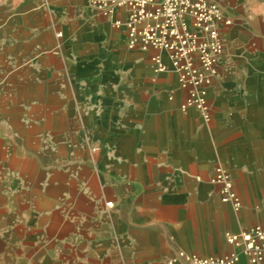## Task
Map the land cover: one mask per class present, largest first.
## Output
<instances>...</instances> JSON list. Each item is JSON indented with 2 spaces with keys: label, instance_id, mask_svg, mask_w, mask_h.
<instances>
[{
  "label": "crops",
  "instance_id": "0c3cea01",
  "mask_svg": "<svg viewBox=\"0 0 264 264\" xmlns=\"http://www.w3.org/2000/svg\"><path fill=\"white\" fill-rule=\"evenodd\" d=\"M59 26L68 34L63 40L53 25L17 26L22 34L12 38L10 56L17 65L0 70L7 77L1 99L58 108L48 123L65 125L79 150L89 140L97 163L92 195L64 199L73 216L48 210L20 224L15 211L0 207L10 240L26 233L25 243L10 245L33 253L25 264H187L179 252L223 255L233 249L230 233L264 227V68L221 64L208 87L206 119L196 107H181L186 91L174 69H155L151 47H128L125 27L112 16L94 11ZM46 45L59 52L42 51ZM217 164L231 175L238 211L219 198L211 180ZM8 196L17 207L18 194ZM52 198L38 199L49 205Z\"/></svg>",
  "mask_w": 264,
  "mask_h": 264
},
{
  "label": "rangeland",
  "instance_id": "374dc122",
  "mask_svg": "<svg viewBox=\"0 0 264 264\" xmlns=\"http://www.w3.org/2000/svg\"><path fill=\"white\" fill-rule=\"evenodd\" d=\"M211 1L230 19V24L220 27L224 51L216 60V69L221 64L226 67L264 68V0ZM91 8L93 7L88 0H0V70L17 65V61L10 56L12 38L22 34V31L17 30L18 25L26 24L27 21L36 25H53V36L63 40L68 34L59 25L75 23L86 18L87 14L93 15L96 10L93 8L94 11H90ZM82 9L86 15L82 13ZM52 49L59 52L58 47L53 46ZM52 49L46 45L42 51L49 53ZM148 67L153 65L150 63ZM6 79L0 76V84ZM1 97L2 94L0 207L9 206L15 211L20 224H29L26 216H33L35 212L51 210L70 213L71 216L75 210L64 199L75 196L79 191L92 195L90 175L97 161L95 158L93 162L91 160V142L86 141L85 150H79L73 134L64 132L65 125L48 123L58 115V108L16 107L11 106V103L7 104ZM56 130L63 133H57ZM12 193L18 194L20 203L17 207L11 205L8 199V195ZM43 195L57 196V199L52 198L49 205H43L42 198L38 199ZM103 205L105 208L109 206L108 202ZM5 226L6 222L0 225V264H10L12 261L9 255L15 259L13 264H25L26 257L30 258L33 253L12 251L10 245L25 243L26 233L23 235L20 229L18 238L15 236L18 242H15L10 240L11 234L6 231ZM35 234L37 243H40L37 240L41 235L40 230ZM41 254L42 252L36 253L34 260Z\"/></svg>",
  "mask_w": 264,
  "mask_h": 264
},
{
  "label": "built area",
  "instance_id": "2783aa9c",
  "mask_svg": "<svg viewBox=\"0 0 264 264\" xmlns=\"http://www.w3.org/2000/svg\"><path fill=\"white\" fill-rule=\"evenodd\" d=\"M101 15L112 16L116 27L126 29V44L132 48H153L155 69L171 66L186 96L183 109L196 107L209 119L207 91L216 74V60L224 51L220 27L230 24L219 6L211 0H88ZM121 13L122 17L116 14ZM162 51L167 52L166 62ZM169 64V65H168ZM218 186L222 203L233 211L241 200L229 171L221 164L211 177ZM233 249L223 255L179 252L187 264H264V227L254 225L228 235Z\"/></svg>",
  "mask_w": 264,
  "mask_h": 264
},
{
  "label": "bare ground",
  "instance_id": "6f19581e",
  "mask_svg": "<svg viewBox=\"0 0 264 264\" xmlns=\"http://www.w3.org/2000/svg\"><path fill=\"white\" fill-rule=\"evenodd\" d=\"M108 204H111V203H108Z\"/></svg>",
  "mask_w": 264,
  "mask_h": 264
}]
</instances>
